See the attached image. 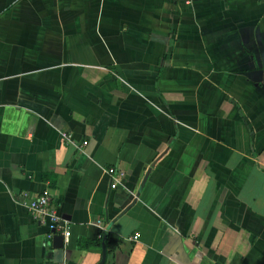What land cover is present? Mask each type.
<instances>
[{
  "label": "crops",
  "instance_id": "obj_1",
  "mask_svg": "<svg viewBox=\"0 0 264 264\" xmlns=\"http://www.w3.org/2000/svg\"><path fill=\"white\" fill-rule=\"evenodd\" d=\"M104 251L264 264V0H0V264Z\"/></svg>",
  "mask_w": 264,
  "mask_h": 264
},
{
  "label": "built area",
  "instance_id": "obj_2",
  "mask_svg": "<svg viewBox=\"0 0 264 264\" xmlns=\"http://www.w3.org/2000/svg\"><path fill=\"white\" fill-rule=\"evenodd\" d=\"M64 137L69 138V135L64 132ZM87 142H84L86 144ZM109 174L112 177V188H116L119 183V175L117 170L114 167L108 169ZM27 207L30 210L31 214L41 221L48 220L49 227L52 231L58 226L60 217L57 214L56 209L53 206V195L49 187L45 188L39 195L31 198L30 202L27 203ZM66 239H69L70 231L66 230L64 233ZM51 236V234H50ZM139 233H136L133 236V239H138Z\"/></svg>",
  "mask_w": 264,
  "mask_h": 264
},
{
  "label": "trees",
  "instance_id": "obj_3",
  "mask_svg": "<svg viewBox=\"0 0 264 264\" xmlns=\"http://www.w3.org/2000/svg\"><path fill=\"white\" fill-rule=\"evenodd\" d=\"M101 241H104L109 249H114L117 246L118 238L115 235L103 233L101 236Z\"/></svg>",
  "mask_w": 264,
  "mask_h": 264
},
{
  "label": "water",
  "instance_id": "obj_4",
  "mask_svg": "<svg viewBox=\"0 0 264 264\" xmlns=\"http://www.w3.org/2000/svg\"><path fill=\"white\" fill-rule=\"evenodd\" d=\"M58 237H60V245L59 246H63V242H64V236L63 235H59ZM105 255H106V253H105V251L103 252V259H102V261L99 263V264H103L104 263V260H105Z\"/></svg>",
  "mask_w": 264,
  "mask_h": 264
}]
</instances>
